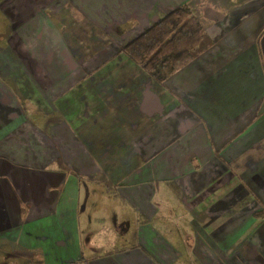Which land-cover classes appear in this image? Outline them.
I'll use <instances>...</instances> for the list:
<instances>
[{
    "label": "crops",
    "instance_id": "0c3cea01",
    "mask_svg": "<svg viewBox=\"0 0 264 264\" xmlns=\"http://www.w3.org/2000/svg\"><path fill=\"white\" fill-rule=\"evenodd\" d=\"M183 4L205 49L160 82L122 47ZM7 244L0 264H264V0H0Z\"/></svg>",
    "mask_w": 264,
    "mask_h": 264
},
{
    "label": "trees",
    "instance_id": "16d2710c",
    "mask_svg": "<svg viewBox=\"0 0 264 264\" xmlns=\"http://www.w3.org/2000/svg\"><path fill=\"white\" fill-rule=\"evenodd\" d=\"M204 40L202 22L183 4L155 20L122 50L149 75L164 82V71L172 75L190 64L205 49L201 46Z\"/></svg>",
    "mask_w": 264,
    "mask_h": 264
},
{
    "label": "rangeland",
    "instance_id": "374dc122",
    "mask_svg": "<svg viewBox=\"0 0 264 264\" xmlns=\"http://www.w3.org/2000/svg\"><path fill=\"white\" fill-rule=\"evenodd\" d=\"M199 2H200V0H199ZM198 7L200 8V4L198 5ZM208 9H211V8H208ZM208 11L210 12V10H208ZM200 13H201V11H200ZM102 185H103V187L105 189L104 192H106L107 194H113V193L115 194L114 189L116 188L117 184L113 183L110 179H107L105 182L102 183ZM112 199L114 200V202L116 201L113 197H112ZM94 203H95V206H99V201L94 199ZM114 204H116V203H114ZM8 245L9 244H7V246H4V245L0 246V252L4 253V255H5L3 257H7V254H6L7 252H15L16 253V252H20L21 251V249H19V247H14L12 245H11L12 246L11 247V246H8ZM30 261L33 264H38V262L36 263V260H34V259H32ZM4 262L7 263L8 261L6 260Z\"/></svg>",
    "mask_w": 264,
    "mask_h": 264
}]
</instances>
